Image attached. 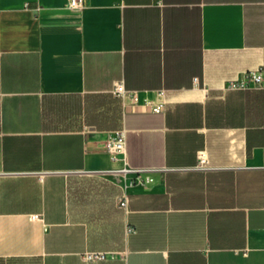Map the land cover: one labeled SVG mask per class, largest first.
Returning a JSON list of instances; mask_svg holds the SVG:
<instances>
[{
	"label": "crops",
	"instance_id": "crops-1",
	"mask_svg": "<svg viewBox=\"0 0 264 264\" xmlns=\"http://www.w3.org/2000/svg\"><path fill=\"white\" fill-rule=\"evenodd\" d=\"M66 2L0 0V259L264 264V0Z\"/></svg>",
	"mask_w": 264,
	"mask_h": 264
},
{
	"label": "built area",
	"instance_id": "built-area-1",
	"mask_svg": "<svg viewBox=\"0 0 264 264\" xmlns=\"http://www.w3.org/2000/svg\"><path fill=\"white\" fill-rule=\"evenodd\" d=\"M85 0H67L66 7L69 10H81L84 7ZM262 81V70L261 67H255L249 69L244 73V78L242 80L228 79L224 81L221 88L224 90H233V89H243L247 88L249 82L257 84ZM111 94L115 97L125 98L129 97L133 101L138 102V95L135 92L128 91L122 82H117L114 84L111 89ZM144 105H147L153 111H160L162 103H156L151 105L149 101L144 100ZM106 151L113 160H122L124 165L117 169L116 172L120 173L123 177H127V186H133L135 184L145 185L153 180L151 176L152 169L144 168H133L125 164V133L124 130H117L114 135L106 142ZM197 170H207L208 166V157L206 152L201 150L197 153V162L195 165ZM126 204V197L123 196L119 199V205L124 206ZM34 218H39L33 216ZM128 232L134 231L132 227H127ZM105 254L102 252H85L82 255V259L88 263H94L99 259H103Z\"/></svg>",
	"mask_w": 264,
	"mask_h": 264
},
{
	"label": "rangeland",
	"instance_id": "rangeland-1",
	"mask_svg": "<svg viewBox=\"0 0 264 264\" xmlns=\"http://www.w3.org/2000/svg\"><path fill=\"white\" fill-rule=\"evenodd\" d=\"M0 264H39L36 259H0Z\"/></svg>",
	"mask_w": 264,
	"mask_h": 264
}]
</instances>
